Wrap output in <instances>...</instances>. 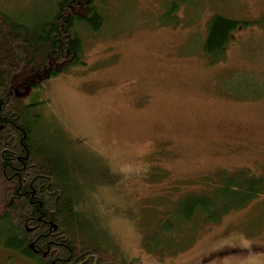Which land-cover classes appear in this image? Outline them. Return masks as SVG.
I'll list each match as a JSON object with an SVG mask.
<instances>
[{
    "label": "rangeland",
    "instance_id": "obj_1",
    "mask_svg": "<svg viewBox=\"0 0 264 264\" xmlns=\"http://www.w3.org/2000/svg\"><path fill=\"white\" fill-rule=\"evenodd\" d=\"M31 1L11 3L21 10ZM174 2L184 3L167 17ZM98 4L104 27L79 29L85 65L21 86L17 97L38 105L45 147L89 194L104 258L264 264V191L220 222L176 216L183 200L212 193L220 175L264 178V0ZM216 14L239 26L212 63L203 46ZM0 264L32 263L0 244Z\"/></svg>",
    "mask_w": 264,
    "mask_h": 264
},
{
    "label": "trees",
    "instance_id": "obj_2",
    "mask_svg": "<svg viewBox=\"0 0 264 264\" xmlns=\"http://www.w3.org/2000/svg\"><path fill=\"white\" fill-rule=\"evenodd\" d=\"M11 1L0 0V244L32 264H115L103 256L89 194L82 193L69 162L44 145L38 105L17 97L21 86L85 65L79 29L96 34L104 27L100 0H33L21 10ZM183 3L174 2L167 17ZM238 26L217 14L210 20L203 52L212 63L225 57ZM219 181L212 193L181 202V222H220L264 191V178L248 171Z\"/></svg>",
    "mask_w": 264,
    "mask_h": 264
}]
</instances>
